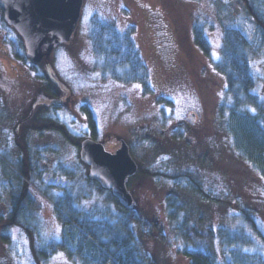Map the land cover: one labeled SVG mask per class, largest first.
<instances>
[{"label":"rangeland","instance_id":"1","mask_svg":"<svg viewBox=\"0 0 264 264\" xmlns=\"http://www.w3.org/2000/svg\"><path fill=\"white\" fill-rule=\"evenodd\" d=\"M148 1L163 12L168 23V32L171 31L168 36L175 49L171 62L163 61L157 53L149 11L136 0H84L71 40L56 46L37 65L26 56L25 48L16 53L15 41L23 44V40L2 20L0 10V151L22 164L25 173L31 172L35 182L28 180L27 189L37 201L35 219L46 239H59L61 225L54 205L44 195L45 189L51 196L70 190L78 195V205L85 209L101 205L116 210V204L109 202L110 191H101L88 182L89 167L80 159L77 146L89 132L80 106L89 104L98 124L97 140L113 151L121 138L126 139L142 168L140 174L128 181V187L135 199V210L160 225L164 232L162 239L157 235L146 241L153 261L189 264L180 252L184 242L172 232L167 216V199L174 187L170 179L157 177L156 173L169 170L173 162L168 149L174 144L168 137H174L177 131L183 132L184 127L195 125L200 119H204L203 126L193 127L199 134H190L189 141L183 136L187 145L182 139L175 141L174 153L179 157L176 163L183 167L193 163L211 166L213 182L216 180L217 186L229 193L236 189L245 206L259 216L258 222L264 231V183L257 178L236 177L230 163L220 159L225 149L222 143L215 142L214 126L219 114L217 108L227 98L225 78L215 67L221 58L224 28H240L251 38L256 23L247 11L245 0ZM93 14L113 22L120 31L134 27L133 38L150 71L151 92H144L140 83L126 85L102 76V62L93 54L90 44ZM196 24L204 25L211 42L208 53L194 41ZM254 67L258 78L254 91L264 102V59H257ZM205 103L210 104L209 110L205 109ZM210 128L211 143L206 136ZM151 140L159 146L151 149ZM8 144L13 146L8 147ZM160 150L161 156L160 152L157 154ZM201 153L209 155L199 159ZM29 156L39 169L41 179L38 169L34 172L30 169ZM7 171L0 165V214L10 209V198L6 194L10 180L5 174ZM196 194L187 191L183 197L192 204V209L199 211L202 207ZM210 209L207 210L211 215L207 216V210L205 215L208 219L211 217V225H231L235 213L232 208L220 223L217 215L220 210ZM13 227L9 230L10 242L0 239V264L27 262V239L20 227ZM43 264L78 263L61 250Z\"/></svg>","mask_w":264,"mask_h":264},{"label":"trees","instance_id":"2","mask_svg":"<svg viewBox=\"0 0 264 264\" xmlns=\"http://www.w3.org/2000/svg\"><path fill=\"white\" fill-rule=\"evenodd\" d=\"M245 4L256 23L255 32L249 38L240 28H224L221 58L215 64L225 78L227 96L226 101L217 108L215 142L224 145V155L220 159L230 163L236 177L257 178L264 183V102L260 94L254 91L258 84L255 61L264 59V0H245ZM1 18L4 20L2 11ZM133 31V26L120 31L113 22L93 14L89 31L91 49L102 62L104 78L126 85L140 83L144 92L149 93L152 91L150 71L133 38ZM193 34L198 47L208 53L211 42L204 25L196 24ZM14 47L18 54L20 48H24L19 40L15 41ZM208 105L205 103L207 110L210 109ZM80 108L89 125V132L84 137L97 139L99 131L93 109L87 103L81 104ZM197 122L184 127L183 132H175L174 137H168L174 144L168 149L173 155V162L169 170L156 173L157 177L170 179L174 187L167 199V216L172 232L184 242L180 252L189 264H264V231L258 222L259 216L245 206L244 199L236 189L229 193L225 188L218 187L217 181L213 182V172L209 171L211 166L193 163L183 167L176 163L179 157L174 153L177 147L175 141L182 139L187 145L183 136L189 141L190 134H199L193 127H202L204 119ZM211 132V128L208 129V140ZM208 142L211 143V139ZM158 144L151 140V149ZM157 154L161 156V150ZM199 155L198 158L202 159L209 154ZM32 163L29 156V166L34 172L38 168ZM0 165L1 169L8 170V174H5L10 178L6 192L10 198V209L0 214V239L10 242L9 230L13 226L20 227L28 242L25 264H43L61 250H65L70 259L78 264H156L148 253L146 241L157 235L162 239L164 232L160 225L148 221L142 212L136 211L135 205L125 208L110 192L109 202L116 204V210L101 205L85 209L78 205L80 198L76 193L67 190L66 193L51 196L45 189L44 195L54 205L61 225L59 239H46L35 219L37 201L27 189L28 180L35 182L31 172L25 173L24 166L4 151H0ZM38 172L41 179L39 169ZM141 172L139 166L136 175ZM88 182L101 191L105 190L95 180L89 179ZM187 191L197 193L201 210L192 209V204L185 201L183 194H187ZM208 208L220 210L217 214L219 223L228 217L227 211L232 208L235 213L232 214L231 225H211V217L208 219L205 215ZM206 213L207 216L211 215L209 210Z\"/></svg>","mask_w":264,"mask_h":264},{"label":"water","instance_id":"3","mask_svg":"<svg viewBox=\"0 0 264 264\" xmlns=\"http://www.w3.org/2000/svg\"><path fill=\"white\" fill-rule=\"evenodd\" d=\"M84 0H0L4 19L23 37L27 57L41 63L53 49L71 40L81 16ZM80 158L88 165L90 179L111 190L125 208L134 205L128 179L139 165L129 143L121 140L115 151L93 137L80 144Z\"/></svg>","mask_w":264,"mask_h":264},{"label":"flooded vegetation","instance_id":"4","mask_svg":"<svg viewBox=\"0 0 264 264\" xmlns=\"http://www.w3.org/2000/svg\"><path fill=\"white\" fill-rule=\"evenodd\" d=\"M138 2V5L142 8H145L149 11L150 14V21L152 26V34L154 38V46L159 54V56L162 58L165 62H171L172 56L174 54L175 49L173 48V44L170 42L168 34L171 33L168 32L169 26L165 19V16L163 15V12L160 9H157L155 6L153 7L151 3H149L148 0L142 1V0H136ZM193 116V113H191ZM193 120V118H191ZM118 147H116L113 151L118 149L121 145V140Z\"/></svg>","mask_w":264,"mask_h":264}]
</instances>
